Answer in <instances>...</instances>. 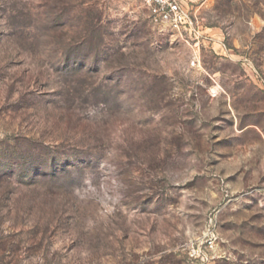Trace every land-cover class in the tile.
<instances>
[{"label":"rangeland","instance_id":"374dc122","mask_svg":"<svg viewBox=\"0 0 264 264\" xmlns=\"http://www.w3.org/2000/svg\"><path fill=\"white\" fill-rule=\"evenodd\" d=\"M0 0V264H264V0Z\"/></svg>","mask_w":264,"mask_h":264},{"label":"built area","instance_id":"2783aa9c","mask_svg":"<svg viewBox=\"0 0 264 264\" xmlns=\"http://www.w3.org/2000/svg\"><path fill=\"white\" fill-rule=\"evenodd\" d=\"M149 8L150 21L155 25L166 26L172 30H181L191 24L187 10L180 0H145Z\"/></svg>","mask_w":264,"mask_h":264}]
</instances>
